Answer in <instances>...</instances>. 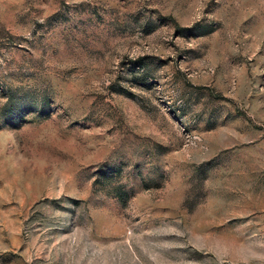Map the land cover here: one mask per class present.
<instances>
[{
	"label": "rangeland",
	"instance_id": "1",
	"mask_svg": "<svg viewBox=\"0 0 264 264\" xmlns=\"http://www.w3.org/2000/svg\"><path fill=\"white\" fill-rule=\"evenodd\" d=\"M0 264H264V0H0Z\"/></svg>",
	"mask_w": 264,
	"mask_h": 264
}]
</instances>
